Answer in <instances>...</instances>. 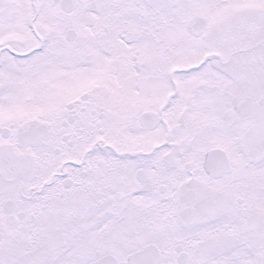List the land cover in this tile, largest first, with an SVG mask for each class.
<instances>
[{
    "label": "snow or ice",
    "instance_id": "snow-or-ice-1",
    "mask_svg": "<svg viewBox=\"0 0 264 264\" xmlns=\"http://www.w3.org/2000/svg\"><path fill=\"white\" fill-rule=\"evenodd\" d=\"M0 264H264V0H0Z\"/></svg>",
    "mask_w": 264,
    "mask_h": 264
}]
</instances>
